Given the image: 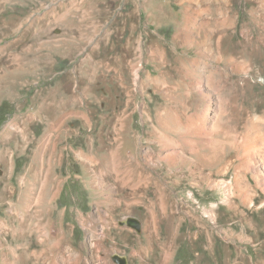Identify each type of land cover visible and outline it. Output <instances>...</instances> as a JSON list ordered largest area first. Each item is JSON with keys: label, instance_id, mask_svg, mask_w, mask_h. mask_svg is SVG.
Segmentation results:
<instances>
[{"label": "rangeland", "instance_id": "obj_1", "mask_svg": "<svg viewBox=\"0 0 264 264\" xmlns=\"http://www.w3.org/2000/svg\"><path fill=\"white\" fill-rule=\"evenodd\" d=\"M1 106L0 264H264V0H0Z\"/></svg>", "mask_w": 264, "mask_h": 264}, {"label": "bare ground", "instance_id": "obj_2", "mask_svg": "<svg viewBox=\"0 0 264 264\" xmlns=\"http://www.w3.org/2000/svg\"><path fill=\"white\" fill-rule=\"evenodd\" d=\"M226 29H231L230 25L226 26ZM233 37L228 41L229 44L231 46H243L246 47L244 45H248L249 44V39L247 36L244 37V40L242 42H238L232 43L233 41ZM204 114V113H203ZM196 122H195V129H198L199 133H205L207 129H205L206 126V120H207V113L205 115H198L196 116ZM195 132V130H194ZM197 132V131H196ZM195 132V134H196ZM179 133V132H178ZM191 133V132H190ZM194 134V133H193ZM255 134V133H254ZM179 135V134H178ZM197 135V134H196ZM201 135V134H200ZM183 136V135H182ZM181 136V137H182ZM251 134H247L241 141V146L243 149V155L240 161H242L244 164L246 165H250L252 164L255 168L256 171V178L259 180L257 185H258V191L261 190L264 193V149L262 150V148L260 147V144L263 143V139L258 136V134L256 136H252ZM180 137V138H181ZM198 137V135H197ZM179 138V139H180ZM183 139V138H182ZM165 141V140H164ZM168 142L171 141V143L173 142V140H170V138L167 140ZM179 141V140H178ZM185 141V140H184ZM190 141V140H189ZM179 143V142H178ZM184 143V142H183ZM191 143V142H190ZM193 143V142H192ZM188 146V145H187ZM163 147V146H162ZM209 148H211L212 154L213 156L216 155V157H219V153H220V149H221V145L220 144H209ZM166 149V148H165ZM241 149V150H242ZM167 150V149H166ZM165 150V151H166ZM193 151H198V148L193 149ZM157 153V152H156ZM160 153V152H159ZM160 155V154H159ZM164 155V154H163ZM160 157V156H159ZM184 153L181 150H173L172 153L167 154L166 156V161L167 163L172 164V173L173 175L175 174V168H176V161L178 162H183L184 160ZM163 159V158H162ZM161 160V159H160ZM163 161V160H162ZM187 162V161H186ZM185 164V163H184ZM119 165V164H117ZM116 165L115 167V171L119 172V167ZM163 166V165H162ZM171 166V165H170ZM183 166V165H182ZM186 166V165H185ZM171 169V168H170ZM174 169V170H173ZM169 170V169H168ZM114 171V170H113ZM179 172V171H178ZM245 173H247V169L245 170ZM120 174V173H118ZM177 175V174H176ZM118 176V175H117ZM120 176V175H119ZM239 176V175H238ZM114 179V178H113ZM151 179V178H149ZM116 180V179H115ZM208 180V179H207ZM117 181V180H116ZM260 182H262V184H260ZM211 186V189L213 188L214 192H218L219 194L222 195V197L224 198L225 204L227 206H234L235 203V199L240 200L243 204L241 206L237 205L238 209L237 211H240V207H244V208H249L250 207V211L251 214H253L254 211H260L258 209L254 210L253 207H256L257 203L260 204V197L257 195V191L251 187H249L247 185V183H245V181L243 180V178L240 177H236L234 179V182H231V184L228 185V183H226L225 181L222 182H214V180L212 178H209V183ZM122 186V185H120ZM117 187V186H116ZM260 194V193H259ZM216 195V194H215ZM258 206V205H257ZM263 206V205H262ZM233 208V207H232ZM218 211V210H217ZM261 211H263V209H261ZM151 220V219H150ZM13 230V229H12ZM19 231V230H18ZM31 231V230H30ZM29 231V232H30ZM36 229H33L32 232H36ZM40 230H38L39 232ZM151 231V230H150ZM12 232V231H11ZM15 235H24L25 231H20L19 234H17L18 232L13 231ZM110 232V231H109ZM27 234V233H26ZM25 234V235H26ZM29 234V233H28ZM155 234V233H154ZM39 235V234H38ZM28 236V235H27ZM26 236V237H27ZM67 237V236H66ZM155 237V236H154ZM149 241V240H148ZM141 242V241H140ZM139 242V244H140ZM155 242V241H154ZM147 244V243H146ZM143 246V243L141 244ZM63 243L61 241H59L58 243H56L54 245V248L56 250H59V252L61 254H63ZM140 246V245H139ZM138 246V248H139ZM141 249H139V252L143 251H154L155 250V245H153L152 241H149V244L145 247H142ZM138 252V251H137ZM139 252L137 254H139ZM47 253L45 251L42 252H35L32 255V260L29 261V259L27 261H25L23 264H45V261L47 260ZM62 257V256H61ZM16 259V258H15ZM144 259V258H143ZM146 259V258H145ZM158 259V258H157ZM156 260V259H155ZM154 259H152V262L154 263L155 261ZM150 262V263H152ZM15 264V263H14ZM17 264V263H16ZM72 264V263H71ZM74 264V263H73Z\"/></svg>", "mask_w": 264, "mask_h": 264}, {"label": "water", "instance_id": "obj_3", "mask_svg": "<svg viewBox=\"0 0 264 264\" xmlns=\"http://www.w3.org/2000/svg\"><path fill=\"white\" fill-rule=\"evenodd\" d=\"M121 225H128L134 229H136V231L138 233L141 232V224L139 223V221H137L136 219H129V218H124L122 221H121ZM114 259L115 261H119L120 263L119 264H128V259L127 257L125 256H119L117 254L114 255Z\"/></svg>", "mask_w": 264, "mask_h": 264}, {"label": "trees", "instance_id": "obj_4", "mask_svg": "<svg viewBox=\"0 0 264 264\" xmlns=\"http://www.w3.org/2000/svg\"><path fill=\"white\" fill-rule=\"evenodd\" d=\"M0 112H5V107L4 106L0 107Z\"/></svg>", "mask_w": 264, "mask_h": 264}]
</instances>
